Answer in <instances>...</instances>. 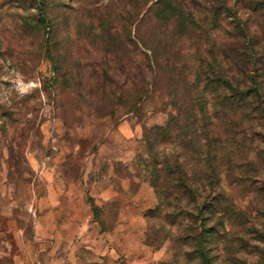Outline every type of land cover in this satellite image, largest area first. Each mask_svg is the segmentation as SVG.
<instances>
[{
	"label": "rangeland",
	"instance_id": "1",
	"mask_svg": "<svg viewBox=\"0 0 264 264\" xmlns=\"http://www.w3.org/2000/svg\"><path fill=\"white\" fill-rule=\"evenodd\" d=\"M49 1L56 72L46 36L24 23L33 2L0 0V264L168 261L167 240L146 241L157 199L144 130L199 88L205 27L136 28L131 0H117L116 21L112 0H81L67 13L64 0Z\"/></svg>",
	"mask_w": 264,
	"mask_h": 264
},
{
	"label": "trees",
	"instance_id": "2",
	"mask_svg": "<svg viewBox=\"0 0 264 264\" xmlns=\"http://www.w3.org/2000/svg\"><path fill=\"white\" fill-rule=\"evenodd\" d=\"M31 1L36 12L24 23L46 36L44 55L56 72L51 2ZM188 1L131 0L126 10L136 28L205 27L210 53L187 104L144 130L147 179L157 199L146 241L170 243L171 258L159 264H264V0ZM80 2L59 6L73 12ZM119 4L110 2L114 21L122 16ZM149 41L161 42L157 35ZM148 48L159 67L155 47Z\"/></svg>",
	"mask_w": 264,
	"mask_h": 264
}]
</instances>
